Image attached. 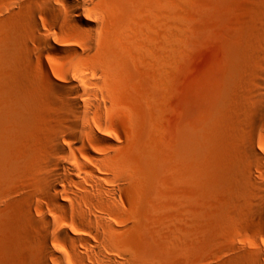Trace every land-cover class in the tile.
<instances>
[{
    "label": "rangeland",
    "instance_id": "obj_1",
    "mask_svg": "<svg viewBox=\"0 0 264 264\" xmlns=\"http://www.w3.org/2000/svg\"><path fill=\"white\" fill-rule=\"evenodd\" d=\"M52 3L63 8L59 0H0V264L36 257L43 242L29 235L31 213L69 224L49 208L42 179L53 135L70 143L56 128L67 119L53 95L63 59L32 32L64 33ZM97 12L105 43L80 67L84 78H72L90 89L105 85L87 81L91 67L112 77L108 119L121 142L110 165L125 181L115 221L127 224L115 235L119 250L141 264H264L256 189L264 125L249 100L264 0H100ZM247 135L260 157L244 149Z\"/></svg>",
    "mask_w": 264,
    "mask_h": 264
},
{
    "label": "bare ground",
    "instance_id": "obj_2",
    "mask_svg": "<svg viewBox=\"0 0 264 264\" xmlns=\"http://www.w3.org/2000/svg\"><path fill=\"white\" fill-rule=\"evenodd\" d=\"M59 1L63 8L53 3L50 8L59 17L57 26L64 33L58 39H50L37 26H33L32 32L40 38L41 48L52 49L64 62L63 74L57 77L53 95L62 101V116L67 119L65 123L56 122V128L67 133L70 143L67 147L61 134L53 135L54 149L45 155L47 174L42 179L49 208L61 211L69 224H52L48 215L31 213L35 224L28 227L29 235L43 242L37 247L31 264H141L130 253L120 251L115 243V235L124 233L127 224L115 221L116 204L125 181L110 165L114 147L121 142L108 119L109 92L106 89L111 74L105 68L91 67L93 77L86 78L87 81L94 86L105 85L90 89L79 88L72 78L73 71H79L84 78L80 67L88 65L92 51L101 49L105 43L104 19L97 12L100 0ZM259 24L261 28L256 30L258 67L250 73L249 100L256 122L264 125V17ZM75 34L82 39L81 43L70 41ZM227 132H236L230 122ZM243 147L254 158L261 156L253 136L244 137ZM244 173L248 179L254 178L249 168H245ZM256 189L264 198V175L259 177ZM57 194L64 197L61 199ZM20 202L26 205L31 200L20 195ZM258 207L264 211V201L259 202Z\"/></svg>",
    "mask_w": 264,
    "mask_h": 264
}]
</instances>
